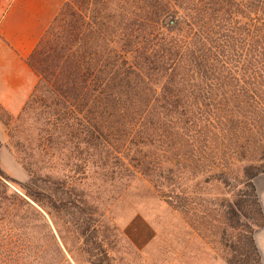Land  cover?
<instances>
[{
  "label": "trees",
  "instance_id": "obj_1",
  "mask_svg": "<svg viewBox=\"0 0 264 264\" xmlns=\"http://www.w3.org/2000/svg\"><path fill=\"white\" fill-rule=\"evenodd\" d=\"M28 63L18 118L36 116L37 147L70 174L0 170V202L51 216L80 202L77 182L139 176L226 264H263L264 0H64Z\"/></svg>",
  "mask_w": 264,
  "mask_h": 264
},
{
  "label": "rangeland",
  "instance_id": "obj_2",
  "mask_svg": "<svg viewBox=\"0 0 264 264\" xmlns=\"http://www.w3.org/2000/svg\"><path fill=\"white\" fill-rule=\"evenodd\" d=\"M20 113L0 107L1 172L19 183L29 181L30 170L67 181L62 162H49L37 147L36 116L20 120ZM77 183L80 202L51 216L0 202V264H226L197 219L172 208L146 179ZM221 192L211 188L210 196ZM254 239L264 264V227Z\"/></svg>",
  "mask_w": 264,
  "mask_h": 264
},
{
  "label": "crops",
  "instance_id": "obj_3",
  "mask_svg": "<svg viewBox=\"0 0 264 264\" xmlns=\"http://www.w3.org/2000/svg\"><path fill=\"white\" fill-rule=\"evenodd\" d=\"M64 0H0V107L19 114L38 77L28 58L61 9ZM264 212V172L254 179Z\"/></svg>",
  "mask_w": 264,
  "mask_h": 264
}]
</instances>
